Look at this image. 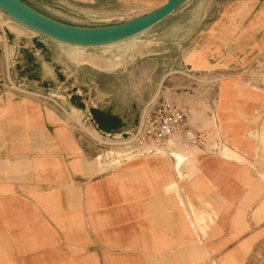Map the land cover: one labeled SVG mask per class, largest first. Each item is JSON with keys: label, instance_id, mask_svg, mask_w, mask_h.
<instances>
[{"label": "crops", "instance_id": "0c3cea01", "mask_svg": "<svg viewBox=\"0 0 264 264\" xmlns=\"http://www.w3.org/2000/svg\"><path fill=\"white\" fill-rule=\"evenodd\" d=\"M178 11L194 13L185 35L152 31ZM164 19L93 56L63 49L99 47L56 41L0 10V264L244 257L264 215L253 135L264 92L248 73L264 54V0H185ZM183 83L196 92L191 101L207 104L211 94L217 146L210 129L196 128L185 113L193 145L175 135L161 154L99 170L87 160L86 147L96 143L79 135L71 108L98 131L119 134L135 125L146 100L167 91L187 106L177 91ZM223 146L234 154L225 156ZM176 151L185 156L179 168Z\"/></svg>", "mask_w": 264, "mask_h": 264}, {"label": "rangeland", "instance_id": "374dc122", "mask_svg": "<svg viewBox=\"0 0 264 264\" xmlns=\"http://www.w3.org/2000/svg\"><path fill=\"white\" fill-rule=\"evenodd\" d=\"M25 3H27L32 8L36 9L37 11L64 23L72 24V25H78V26H102V25H109V24H116L120 22H124L127 20H130L132 18H135L137 16H140L159 5L163 4L166 0H23ZM194 13L190 14H181V11H178L172 15H170L167 19H164L161 23L156 25L152 28L153 30L163 29L166 28L167 31L162 32L159 34V36L169 38L173 36H180L185 35L187 33L191 23L194 21L193 19ZM195 18V17H194ZM151 32V31H149ZM158 35V34H157ZM129 41H125L124 44H129ZM103 48L107 47H99L98 49L95 48H82V47H66L63 50L66 52H86L89 55L96 56V54H99V50H102ZM114 51V50H113ZM130 53V52H129ZM169 53H173L172 51H169ZM188 50L183 51V61L185 62L189 61ZM109 57H115L116 55H110ZM120 57V56H118ZM172 69V67L167 66L166 72H169ZM253 77H258V81H260V86H262L261 92H264V54L262 57H260L250 68V71L248 72ZM105 83H109L108 80H104ZM12 85L9 84V87ZM8 90H15L8 89ZM178 94H181L184 96L183 102H186L187 100V106L180 104L178 105L180 108H182L185 113L187 114V117H189V122L193 123L194 126L197 127H203L210 129L211 135V144L217 146L216 139H219L218 132L215 129V123H214V105L212 103V96L211 94L207 95L209 98V101L207 104L205 102H201L200 99H194V101L190 100L191 95H196V92H193V90L190 88V85L187 83H183L182 87H180L178 90ZM201 92V91H200ZM46 93V92H43ZM198 94V93H197ZM48 96H52V98H56V95H50L46 93ZM205 95V93H203ZM8 96L13 97L12 94H9ZM165 98L170 101L168 98V91L164 96L153 98V100H158V98ZM196 98V96H193ZM59 98L60 101V97ZM186 99V100H185ZM152 100V98L150 99ZM148 100H146L145 103H147ZM52 102V101H49ZM171 102V101H170ZM144 107V106H143ZM195 107L200 108L202 112L205 114H199ZM262 110L258 115L259 121H257V126L254 128V137L258 140L260 147H259V156H258V162H259V168H256L257 175H256V181L260 185L261 191H262V208L264 213V97H262ZM197 108V109H198ZM199 110V109H198ZM71 116L77 119L79 123V135L83 134L87 139H91L94 141L93 138H97L100 140L101 146L98 144H95L93 146H87L86 147V157L87 160L91 161L96 168L99 170L101 167H108L111 163L109 162V159L111 156L114 155L119 149L115 145H109L110 141L114 140H120L125 136H128L131 132L134 126L137 124L135 123L134 126L130 130H127L125 132H121L119 134H111V133H104L101 131H98L93 124H90L88 120L84 122V120L80 119V112L76 111L71 108L70 110ZM68 118V116H65ZM140 118V116H139ZM137 119V121L139 120ZM63 120H65L63 118ZM193 128V127H191ZM182 135L183 139H187V142L191 145L192 144V138L189 135H184V133L179 134ZM173 139V137L171 138ZM95 142V141H94ZM222 149V152L225 156H232L234 154L233 149L228 147H222L217 148ZM164 151H161V153H164ZM176 154V155H175ZM181 158V161L176 163L177 168L181 166L183 163V160L185 158L184 154L180 152H173V155L177 159L178 155ZM257 162V163H258ZM175 184H173L174 186ZM172 186V185H171ZM191 206V213L199 222L204 221L203 211H201L199 208L193 206L191 203H189ZM263 222L261 224V227L259 228L258 232L254 236V241L250 242L246 245V251L244 254V257L239 262H231L230 264H264V215L262 216ZM213 264H218L214 262Z\"/></svg>", "mask_w": 264, "mask_h": 264}, {"label": "water", "instance_id": "95a60500", "mask_svg": "<svg viewBox=\"0 0 264 264\" xmlns=\"http://www.w3.org/2000/svg\"><path fill=\"white\" fill-rule=\"evenodd\" d=\"M185 0H166L158 7L130 20L102 25L78 26L55 20L29 6L23 0H0V10L20 24L56 41L85 47L121 42L164 19Z\"/></svg>", "mask_w": 264, "mask_h": 264}, {"label": "built area", "instance_id": "2783aa9c", "mask_svg": "<svg viewBox=\"0 0 264 264\" xmlns=\"http://www.w3.org/2000/svg\"><path fill=\"white\" fill-rule=\"evenodd\" d=\"M185 130L186 114L182 108L163 97L149 100L132 132L120 140L110 141L109 145L119 146L109 159L110 166L127 159L160 154L173 136ZM93 139L101 146L100 140Z\"/></svg>", "mask_w": 264, "mask_h": 264}, {"label": "bare ground", "instance_id": "6f19581e", "mask_svg": "<svg viewBox=\"0 0 264 264\" xmlns=\"http://www.w3.org/2000/svg\"><path fill=\"white\" fill-rule=\"evenodd\" d=\"M176 155V154H175ZM178 155V154H177ZM177 161H178V163L181 161V158L179 157V155H178V157H177ZM168 189V188H167ZM190 208H191V206H190Z\"/></svg>", "mask_w": 264, "mask_h": 264}]
</instances>
